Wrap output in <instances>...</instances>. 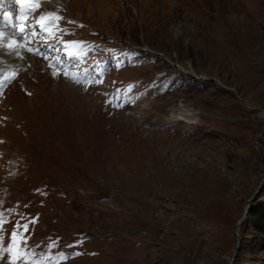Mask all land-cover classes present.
I'll return each mask as SVG.
<instances>
[{
  "label": "rangeland",
  "instance_id": "obj_1",
  "mask_svg": "<svg viewBox=\"0 0 264 264\" xmlns=\"http://www.w3.org/2000/svg\"><path fill=\"white\" fill-rule=\"evenodd\" d=\"M55 1L75 35L152 54L111 53L87 86L25 59L0 115L4 245L19 221L51 264H264V234L237 229L264 174V0Z\"/></svg>",
  "mask_w": 264,
  "mask_h": 264
},
{
  "label": "snow or ice",
  "instance_id": "obj_2",
  "mask_svg": "<svg viewBox=\"0 0 264 264\" xmlns=\"http://www.w3.org/2000/svg\"><path fill=\"white\" fill-rule=\"evenodd\" d=\"M9 5L16 4L20 6L19 15L15 22L10 19L8 13L3 14V21L6 23L7 27L12 29L13 35L16 37L11 43L5 45L3 39L5 33L3 31L4 23H0V48H6L8 53L15 55L17 58H22L19 49H25L27 52L33 53L35 55L41 56L44 59H49L48 54L41 51L39 47H30L28 42L35 41L37 36L44 43H48L50 39L56 37V32L59 31L58 21L61 19L55 13H44L42 14L34 24L26 23L27 18L31 16L36 9L40 6V0H8ZM4 0H0V7H3ZM46 21V22H45ZM44 22V23H42ZM31 29V31H29ZM63 44L65 54L71 57L79 58L87 53L83 52L85 42L83 41H70L64 42L59 41ZM59 60V57L55 58ZM49 67L54 69L53 75H63L70 77L76 83H92V82H102V81H90L82 80L78 71H70L63 67H58L56 64L50 61ZM15 79V73H10L8 75L0 74V88L6 87L8 83ZM113 101H109L112 103ZM116 106L120 107L122 105L116 102ZM14 211V210H9ZM7 222L6 217L2 212H0V259L4 258V254H8L10 264H18L19 261H23V264H51L52 257L41 252L36 253L34 248H29L27 246V236L25 233L29 230V223L21 224L19 221L16 222L15 228L11 232L10 243L5 246L3 242V225ZM36 218H33L30 223L34 224ZM22 229V230H21ZM56 246V242L53 241L49 243L48 248L51 249ZM79 255L80 253H76Z\"/></svg>",
  "mask_w": 264,
  "mask_h": 264
},
{
  "label": "trees",
  "instance_id": "obj_3",
  "mask_svg": "<svg viewBox=\"0 0 264 264\" xmlns=\"http://www.w3.org/2000/svg\"><path fill=\"white\" fill-rule=\"evenodd\" d=\"M138 39H139L138 37H134L128 41L133 42L134 40H138ZM146 56H150V54ZM188 78L191 79V77H188ZM185 81L186 82L188 81L186 85H189L192 89L193 88L199 89L204 86L203 84H196L194 82H191L193 81L192 79L191 80L185 79ZM174 85L178 86L179 84L176 83ZM243 224L249 225L252 228H254L258 233L264 234V204L258 201L254 205L250 206L248 208L247 215H246L245 220L243 221Z\"/></svg>",
  "mask_w": 264,
  "mask_h": 264
},
{
  "label": "bare ground",
  "instance_id": "obj_4",
  "mask_svg": "<svg viewBox=\"0 0 264 264\" xmlns=\"http://www.w3.org/2000/svg\"><path fill=\"white\" fill-rule=\"evenodd\" d=\"M43 4H44L45 8H52V7L56 6L57 2L55 0H48V1L44 0ZM50 4H52V5H50ZM4 52L6 53L8 59L14 63V61H15L13 59L14 56L9 54L8 52H6L5 49H3V51L0 50V54L1 55H3ZM24 57H26L29 60V63H28V68L29 69L30 68L34 69L37 72L42 70V68L38 66L39 64H37V61H40L38 58H36L35 56L28 55V54H26ZM9 60H6V61H9ZM25 64H26L25 63V59L22 58L21 71L23 70V66ZM63 81H65V80L63 79ZM194 114H196V111H192V110H189V109H183V108L182 109L181 108L180 109H174V108L172 109V115H176L178 118H181V117L190 118V116L194 115Z\"/></svg>",
  "mask_w": 264,
  "mask_h": 264
},
{
  "label": "water",
  "instance_id": "obj_5",
  "mask_svg": "<svg viewBox=\"0 0 264 264\" xmlns=\"http://www.w3.org/2000/svg\"><path fill=\"white\" fill-rule=\"evenodd\" d=\"M264 181V174L262 176V179L259 181L258 185L256 186V188L254 189V191L252 192V194L250 196H248L244 202V206H243V212L241 214V216L239 217V219L237 220V229L239 228V224L244 221V219L246 218L247 215V211L248 208L250 206H252L253 204L251 203L252 199L254 198L255 193L259 190L260 186L262 185ZM239 239V237H238Z\"/></svg>",
  "mask_w": 264,
  "mask_h": 264
}]
</instances>
